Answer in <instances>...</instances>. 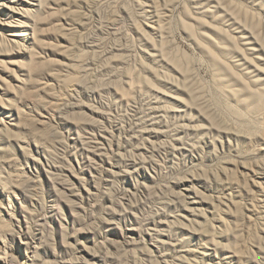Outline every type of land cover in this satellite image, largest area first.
<instances>
[{"label":"rangeland","instance_id":"1","mask_svg":"<svg viewBox=\"0 0 264 264\" xmlns=\"http://www.w3.org/2000/svg\"><path fill=\"white\" fill-rule=\"evenodd\" d=\"M43 2L0 54L7 263L264 264V96L220 67L251 34L264 89V0Z\"/></svg>","mask_w":264,"mask_h":264},{"label":"bare ground","instance_id":"2","mask_svg":"<svg viewBox=\"0 0 264 264\" xmlns=\"http://www.w3.org/2000/svg\"><path fill=\"white\" fill-rule=\"evenodd\" d=\"M43 3H44L43 0H0V54H7V52H10L11 50H13V48H18L19 46H21L20 45L21 37H26L28 35L27 29H29L33 35V33L36 29V26L38 25V22H39V16L42 13H44ZM229 9H230V7H229ZM231 13H232V10H231ZM248 15H251V14H248ZM234 16H236V15H234ZM247 18H248V16H247ZM244 19H243V21H245ZM250 27H251V24H250ZM245 33L244 32L241 33L243 38H239L238 40L235 38H232V39L228 40L227 42H225L222 39L221 40L224 44H226L228 46L229 45L234 46V49L236 51L237 50L240 51V57H239L240 60L244 61L247 64V66H245L246 75H243V76L239 75L235 72V69H233L228 64L226 66H223L218 61H215L216 63L220 64V67H222V70H224L226 72L225 76L229 75V78L227 76L228 79H224L226 81L225 83L229 82L227 84L228 87L226 86L227 88H229L228 91L231 92L234 97H237L239 100H241L243 105L249 104L250 103L249 100L251 98H252V100H254V97L255 98L257 97V98H260V100H263V99H261V96H264V89L259 88L255 82V78H258V76H260L258 74V73H260V69H259V67L258 68L256 67L255 59L250 58V57H252L251 48L256 49V45H254L255 43L253 42V41H255V39L252 36H250L251 34L247 35ZM8 36L11 38H9ZM25 40H27V39H25ZM212 42L216 48L221 49L222 43L220 41L212 40ZM243 42H246L247 44L244 43L242 46L241 43H243ZM247 46L250 49H247ZM211 47L214 50V47L213 46H211ZM205 51H208V50H205ZM209 51L210 52L212 51L210 49V47H209ZM209 51L207 53L211 54ZM221 73H223V72H221ZM230 81L232 82V84ZM220 83H222V82H220ZM235 87H237V89H235ZM224 88H225V86H224ZM177 90H178V88H177ZM260 103H261V101H260ZM257 104H259V102ZM243 105H241V106L244 107ZM256 106H258V105H256ZM256 106H254V108ZM249 108H250V106H249ZM252 108H253V106H252ZM244 110H245V107H244ZM188 195L190 197V201L193 203L194 200L196 199L195 193L193 191L188 192ZM189 213L190 212L188 210H184L181 214H182V217L184 219H186L189 217ZM162 237L163 236H161L159 238L161 239ZM161 242H164V241H161ZM192 252H193V250H191L189 248L184 249L182 251L183 256H181L179 259L175 260V263H173V264H206V261H207L206 258H208L210 255H208L206 253V251H203L200 248L196 252V258L199 259V261H197L195 263H187L188 260H186L184 258V254H188V253H192ZM0 264H8L7 260L5 259V254H1V248H0Z\"/></svg>","mask_w":264,"mask_h":264}]
</instances>
